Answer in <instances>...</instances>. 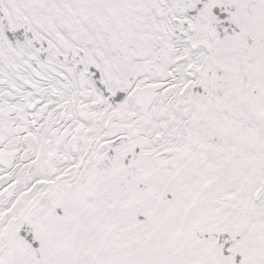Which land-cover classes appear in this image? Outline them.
I'll use <instances>...</instances> for the list:
<instances>
[{"label":"snow or ice","instance_id":"obj_1","mask_svg":"<svg viewBox=\"0 0 264 264\" xmlns=\"http://www.w3.org/2000/svg\"><path fill=\"white\" fill-rule=\"evenodd\" d=\"M0 264H264V0H0Z\"/></svg>","mask_w":264,"mask_h":264}]
</instances>
